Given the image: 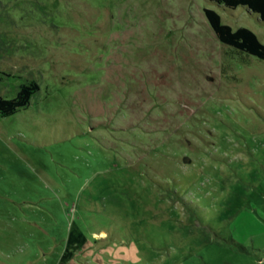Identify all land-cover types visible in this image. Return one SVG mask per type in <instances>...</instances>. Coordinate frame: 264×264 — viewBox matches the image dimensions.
<instances>
[{
    "label": "rangeland",
    "instance_id": "1",
    "mask_svg": "<svg viewBox=\"0 0 264 264\" xmlns=\"http://www.w3.org/2000/svg\"><path fill=\"white\" fill-rule=\"evenodd\" d=\"M206 8L264 43L212 0H0V95L40 84L0 114V264L264 263V60Z\"/></svg>",
    "mask_w": 264,
    "mask_h": 264
},
{
    "label": "trees",
    "instance_id": "2",
    "mask_svg": "<svg viewBox=\"0 0 264 264\" xmlns=\"http://www.w3.org/2000/svg\"><path fill=\"white\" fill-rule=\"evenodd\" d=\"M212 1L226 8L244 6L249 12L256 14L260 21L264 22V0ZM205 14L218 39L222 43L232 47L239 53L253 55L261 60H264V43L252 29L246 26L233 28L231 25L224 23L220 13L213 8H206ZM39 89L40 84L34 80L28 84H22L16 96L12 98H6L0 95V114L2 116H10L22 108H26L31 103L32 96ZM84 241L85 236L81 231L71 229L61 258L63 260H67L72 257L74 251L71 247H75V249H77Z\"/></svg>",
    "mask_w": 264,
    "mask_h": 264
},
{
    "label": "crops",
    "instance_id": "3",
    "mask_svg": "<svg viewBox=\"0 0 264 264\" xmlns=\"http://www.w3.org/2000/svg\"><path fill=\"white\" fill-rule=\"evenodd\" d=\"M255 264H257V263H255ZM264 264V263H263Z\"/></svg>",
    "mask_w": 264,
    "mask_h": 264
}]
</instances>
